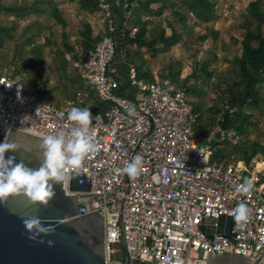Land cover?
<instances>
[{"label":"built area","instance_id":"1","mask_svg":"<svg viewBox=\"0 0 264 264\" xmlns=\"http://www.w3.org/2000/svg\"><path fill=\"white\" fill-rule=\"evenodd\" d=\"M110 17V6L103 3ZM113 30L112 19H109ZM116 53L113 36L107 34L86 58L73 65L98 96L110 103L105 111H93L90 131L98 148L77 169H69L64 180L67 193H75L79 214L95 210L103 215L105 259L118 260L122 237L133 264H206L198 247L212 254L243 253L253 264H264V171L263 157L250 165L212 160V137H200L192 123V105L186 87L169 76L154 73L152 79L138 78L130 71L135 91L120 92V81L109 68ZM76 105L57 107L25 89L21 75L0 71V124L39 136L64 133L76 126L67 112ZM135 106L133 115L129 108ZM64 112L61 116L60 113ZM137 153L144 157L138 176L123 169ZM90 183L89 190H72L71 176ZM248 178L252 188L238 192ZM250 206L245 227L234 229L231 214L236 205ZM222 215L233 217L230 233H207V225H218ZM226 224V222H225Z\"/></svg>","mask_w":264,"mask_h":264},{"label":"trees","instance_id":"2","mask_svg":"<svg viewBox=\"0 0 264 264\" xmlns=\"http://www.w3.org/2000/svg\"><path fill=\"white\" fill-rule=\"evenodd\" d=\"M103 3L110 6V17L106 15ZM80 7L90 12L101 11L106 18V30L103 35H95L93 27L89 22L83 24L81 30L82 40L80 49L76 50L74 45L65 44V49L57 51L58 77L67 81L62 90V96L68 101H73L77 106L88 107L93 111H105L110 103L103 101L95 88L88 84L83 76L73 65V60L86 58L93 50L97 42L105 35L113 36L115 42V56L109 63L110 69H115L114 74L120 81V92L130 95L135 91L131 84L130 71L134 67L138 78L152 79L154 72L147 66L146 60L140 54V49L145 47L156 51L159 44L162 49L169 50L183 38V32H190L187 23L188 16L203 23H209L217 12V0H182L183 8L175 7L174 0H79ZM33 9L40 8L38 2H33ZM6 9L9 12L21 11L24 7L4 6L0 0V11ZM171 8L172 14L179 19L183 32L169 23L172 32L167 33L164 27L149 28L152 23L151 16L147 19L141 17L142 13H149L152 16H161L166 9ZM53 15L62 23L59 9L53 7ZM133 16V17H132ZM109 19H112L114 29H110ZM136 30L133 32V29ZM238 28L241 38H234L236 44H240V52L231 60L228 68L223 70L216 78L215 72L211 69L212 60H203L195 65L190 76L179 82L180 70L174 71V64L168 74L178 85L186 87L187 99L192 105L191 123L200 137H212V160L223 163L231 161H245L248 166L258 155L263 157L264 162V140H251L248 134L253 125L252 117L257 112H264V0H251L243 13V19L239 22ZM15 24L11 26L0 25V41L14 36ZM216 31L214 35L216 36ZM208 36H201L205 40ZM31 40V39H30ZM138 47L139 49L135 48ZM42 46L37 44L34 51H40ZM69 56L67 57V55ZM17 73H31L33 63H21L12 60ZM72 65L74 72L70 71ZM0 65V71L6 70ZM202 73L198 74L197 71ZM7 71V70H6ZM28 75V74H27ZM204 81H214L217 89L213 105L208 110L213 113L208 119L206 114V91L204 88L190 83V77ZM56 88L50 91L37 87V94L40 100L54 101L55 106L61 107V97L55 96ZM51 92V96L48 93ZM53 103V102H52ZM245 136L243 140H234V137ZM261 180L264 181V171L261 173Z\"/></svg>","mask_w":264,"mask_h":264},{"label":"rangeland","instance_id":"3","mask_svg":"<svg viewBox=\"0 0 264 264\" xmlns=\"http://www.w3.org/2000/svg\"><path fill=\"white\" fill-rule=\"evenodd\" d=\"M174 1V8L184 9L182 0ZM250 1L217 0V12L211 22L203 23L192 15L188 16L187 23L190 28L188 33L183 32L179 19L172 14L171 8L166 9L161 16H152L147 12L142 13L141 17L147 19L151 16L153 20L152 23H149V28L164 27L170 34L172 27L169 23L171 22L173 26L183 32V38L180 42L173 44L169 50L162 49V44H159L156 51L145 47L141 48L140 54L146 60L147 66L160 76L163 73L168 74L171 65L174 64V71L180 70L179 82L191 75L198 62L212 60L211 69L215 72L213 78H216L228 68L230 60L240 52V44H236L234 38H241L238 24L243 19V13ZM33 2H38L40 8L33 9L31 7ZM1 3L5 7H24L25 12H9L5 8L0 11V25L15 24L16 26L14 36L2 43L0 41V65L7 71L17 72L15 64H10L12 60L24 64L33 63L31 73H19L24 80L25 89L37 94L38 86L48 91L56 88L55 96L61 97L63 103L61 107H66L69 101L62 96V90L69 83L58 77L57 51L65 49L67 43L74 45L77 51L81 50V30L85 22L92 25L95 35H103L106 30L104 13L82 9L79 0H1ZM53 7L59 9L65 23L59 22L55 18L52 12ZM135 30L136 28L133 29V32ZM216 31L218 34L215 36ZM203 35L208 37L202 40L201 36ZM37 44L42 46L40 51L33 50ZM70 71L74 72L72 65ZM197 73L200 74L202 71L199 69ZM190 83L205 89L206 114L204 118L208 119L213 116V113L207 107L213 105V100L217 95L214 81L197 80L191 76ZM48 95L51 96V92ZM52 102L55 104L54 101ZM251 120L253 125L248 138L264 140V112L255 113ZM245 138V136H239L234 137V140ZM260 156L258 155V157ZM256 159L259 158L256 156Z\"/></svg>","mask_w":264,"mask_h":264},{"label":"water","instance_id":"4","mask_svg":"<svg viewBox=\"0 0 264 264\" xmlns=\"http://www.w3.org/2000/svg\"><path fill=\"white\" fill-rule=\"evenodd\" d=\"M42 138L0 124V141L6 139L14 143L7 155H14L17 161L24 160L33 168L42 163ZM79 178L72 173L71 189L89 190L90 183H79ZM63 185L64 181L52 185L54 195L47 203L33 201L23 191L0 198V264H119L105 259L103 215L99 210L79 214L77 195L67 193ZM36 217L43 228L26 227L24 221ZM232 223V216L222 215L218 225H207L206 231L229 234ZM200 245L199 258H205L206 264H248L250 261L248 255L234 252V249L231 253L212 254ZM119 246L121 251L117 259L124 256L121 264H133L126 252L124 237ZM261 258L262 254L253 264Z\"/></svg>","mask_w":264,"mask_h":264},{"label":"clouds","instance_id":"5","mask_svg":"<svg viewBox=\"0 0 264 264\" xmlns=\"http://www.w3.org/2000/svg\"><path fill=\"white\" fill-rule=\"evenodd\" d=\"M129 112L135 115L134 105L129 108ZM60 115L63 116L64 112ZM67 115L69 120L77 122L76 126L71 129L68 137L60 133L48 134L42 138L43 157L38 168L29 166L24 160L17 161L14 155H7L14 143L6 139L0 141V198L23 191L33 201L47 203L54 195L52 185L63 182L69 169L79 168L86 156L98 148L94 133L90 131L91 109L73 105ZM143 164V155L137 153L126 163L123 170L129 176L135 177L141 173ZM252 186V181L245 178L244 183L237 187V191L247 192ZM250 211L249 204L244 200L236 205L231 213L235 219L234 229L245 227ZM24 223L29 229L33 225L43 228L39 217L28 218Z\"/></svg>","mask_w":264,"mask_h":264}]
</instances>
